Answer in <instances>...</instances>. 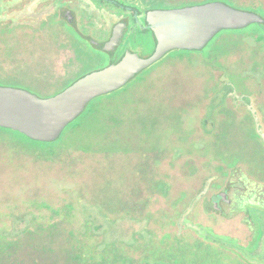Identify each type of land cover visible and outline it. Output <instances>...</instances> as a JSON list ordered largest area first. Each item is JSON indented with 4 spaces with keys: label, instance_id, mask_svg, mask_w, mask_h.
Wrapping results in <instances>:
<instances>
[{
    "label": "rangeland",
    "instance_id": "rangeland-1",
    "mask_svg": "<svg viewBox=\"0 0 264 264\" xmlns=\"http://www.w3.org/2000/svg\"><path fill=\"white\" fill-rule=\"evenodd\" d=\"M58 1L0 4V87L49 98L124 49L152 53V42L126 38L101 52L77 37L104 41L124 13L69 0L73 29ZM180 1L159 7L190 4ZM207 1L264 17V0ZM227 34L239 33L216 34L206 49L215 43L221 57L170 51L93 99L55 145L0 131L3 263H60L67 243L79 254L153 235L166 256L180 247V264H264V38ZM226 192L231 206L213 208ZM124 251L136 262L147 253Z\"/></svg>",
    "mask_w": 264,
    "mask_h": 264
},
{
    "label": "water",
    "instance_id": "water-1",
    "mask_svg": "<svg viewBox=\"0 0 264 264\" xmlns=\"http://www.w3.org/2000/svg\"><path fill=\"white\" fill-rule=\"evenodd\" d=\"M155 41L153 52L145 58L126 51L115 64L89 73L60 93L39 98L25 90L0 87V128L40 142L56 141L67 125L84 112L95 98L126 85L170 51H201L216 34L240 30L263 19L251 12L219 2L171 10H155L145 17ZM124 25H116L103 45L106 52L119 45Z\"/></svg>",
    "mask_w": 264,
    "mask_h": 264
},
{
    "label": "trees",
    "instance_id": "trees-1",
    "mask_svg": "<svg viewBox=\"0 0 264 264\" xmlns=\"http://www.w3.org/2000/svg\"><path fill=\"white\" fill-rule=\"evenodd\" d=\"M212 1H215V0H212ZM208 2L209 1L204 2V3H208ZM258 6L262 7L261 4ZM258 9L261 10L260 7H258ZM237 10H240V9H237ZM242 11H245V10H242ZM258 16H260L263 19V23L252 24V25H250L244 29H240V30H227V31H221V32L239 33V34H235V35L227 34L230 36H236V38L239 41H244L245 38L253 36L257 42H261L262 39L264 38V17L262 15H258ZM221 32H219V33H221ZM77 38L82 40L83 42L88 41L87 39H85L83 37H77ZM213 39L201 51H193V52L198 53V54H204L208 57L209 56L221 57L222 54H224L225 52L219 46H216L215 43L212 46H210V48H208V50H206L207 47L212 42H214ZM135 41H139V42L144 41L143 36L141 34H138L137 37L135 38ZM225 42H227V41H225ZM154 47H155V41L153 44V48ZM153 50H152V52H153ZM185 52H188V51H185ZM123 54L124 53L121 52L120 55L118 56V58L111 61L110 64L117 63L121 59ZM54 95H56V94H54ZM89 105H90V103L87 105V107L84 111H86L88 109ZM83 113H85V112H83ZM80 116H81V114L76 119H79ZM71 124L72 123L67 125V127H69ZM0 131L15 134L17 136H20L21 138H23L24 140H26L29 143H34V144H39V145H55L57 142H59V138H58L56 141H54L52 143H40V142L30 140L18 132H14V131H11L8 129H2V128H0ZM235 185H237V184H235ZM87 225H88V223L86 222V225L84 226V229L86 227V230H88ZM138 236L139 237L136 236V238L134 239V242L128 243V245L120 244L119 241L118 242L114 241V242H110L107 244H103L101 246L102 248L99 250L97 249L96 245L91 246L92 248H90V247L88 248V246H86L84 249V252L79 253V254L74 252L77 248V247L75 248V245H71L70 246L71 248L69 249L68 248L69 245L67 243V245H66L67 247L63 251V252H65V256H64L62 262L59 263L57 260L51 264H180V263H182L181 262V255L179 253L180 247L177 246L176 249H172V252H171L172 254L166 256V255H164L165 251L162 248H159V247L155 248V246H154L155 239L153 238V235L146 237L145 239H144V237H142L140 235H138ZM176 242H177V239H176ZM75 243L78 246V244H80L81 242L77 238V240H75ZM179 246H180V244H179ZM125 247H129V248L137 247V248H140L141 250L144 249V251L147 253H145L144 256H142L138 262H136V261H134V259L129 258L128 254L125 253V251H124ZM2 248H3V246L0 245V253H2ZM176 251H177V253H176L177 255L173 254ZM2 258L4 259V257H0V261L2 260ZM4 263L2 262L0 264H4Z\"/></svg>",
    "mask_w": 264,
    "mask_h": 264
},
{
    "label": "flooded vegetation",
    "instance_id": "flooded-vegetation-1",
    "mask_svg": "<svg viewBox=\"0 0 264 264\" xmlns=\"http://www.w3.org/2000/svg\"><path fill=\"white\" fill-rule=\"evenodd\" d=\"M100 1L105 2L106 4L108 3V5H110L111 7H115L116 9H119L125 15V16H121L120 18L118 17L116 20H114L113 24L110 25L109 36L104 41L96 43L93 40H91L89 37L84 36V38H86L89 42H91V44L94 47H96V49L101 50L102 52H105L107 55H112V53L117 51L122 46V42L125 40V38H126V40L128 39V41H131V43H134L137 46L141 45V43L139 41H135V38L137 37L138 34H141L143 36V39H144V41H142L143 44H145L147 42H150V43L152 42L154 44V38L152 36V33H151L149 27L146 24V20H145L146 14L148 12L155 11V10L180 9V8H184V7H191V6H198V5L206 4V3L202 2V0H184V1L190 2V4L189 5L183 4V5L177 6V7L175 6V7H170V8H168V7L163 8V6L159 7V4H166L164 6H167V3H160V0H127V1L126 0H118V1L117 0H100ZM165 1H168V0H165ZM181 1H183V0H181ZM59 2H61V3L60 4H54L53 7L57 8L58 13H62L64 15L63 20H61V21L65 22L66 24H69L74 29V26L71 25V23H70L71 15H72L73 11L69 7V4H70L69 0L68 1L59 0L57 3H59ZM13 3H20L21 8H25L26 0H0V4L4 7V9H6V7H8V5L13 4ZM208 3H212V2H208ZM118 24L124 25L120 43L113 50L106 52L103 49V45L109 40L113 28ZM126 51L132 53L129 50H126ZM126 51L124 49L121 52L125 53ZM235 186H237V185H235ZM226 194H227V192L225 193V197L223 196L224 194H221L220 198H224V199H220L216 205L212 204L213 208L218 209L219 208L218 203L220 201L222 203H225L229 207L231 206L232 199L229 200L228 197H226ZM217 195L219 196L220 193H218Z\"/></svg>",
    "mask_w": 264,
    "mask_h": 264
}]
</instances>
